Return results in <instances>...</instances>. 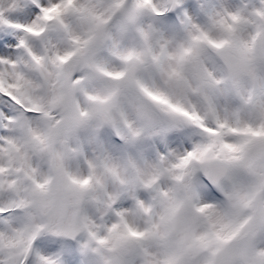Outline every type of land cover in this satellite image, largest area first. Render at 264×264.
I'll return each mask as SVG.
<instances>
[{
  "label": "snow or ice",
  "instance_id": "6c2138e0",
  "mask_svg": "<svg viewBox=\"0 0 264 264\" xmlns=\"http://www.w3.org/2000/svg\"><path fill=\"white\" fill-rule=\"evenodd\" d=\"M0 264H264V0H0Z\"/></svg>",
  "mask_w": 264,
  "mask_h": 264
}]
</instances>
